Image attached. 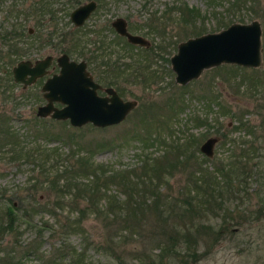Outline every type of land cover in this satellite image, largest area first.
Wrapping results in <instances>:
<instances>
[{"label": "rangeland", "instance_id": "374dc122", "mask_svg": "<svg viewBox=\"0 0 264 264\" xmlns=\"http://www.w3.org/2000/svg\"><path fill=\"white\" fill-rule=\"evenodd\" d=\"M10 1L0 0V20ZM16 1L18 7L22 3L23 11L30 0ZM82 1L53 0L56 11L51 26L55 23L60 30L77 33L90 29L81 36L86 55L100 53L97 45L103 35L104 43L114 36L107 27L117 15L125 18L130 31L149 40V50L136 46L125 51L121 43H111L113 52L110 60L107 56L108 63L100 65L101 58L86 63L96 81L118 87L123 98L136 99L137 103L123 120L103 127L86 123L82 128L73 129L67 120L61 123L48 120V116H37L36 106L44 102L40 81L21 87L11 79L10 67L18 58L41 57L46 53L57 55L64 51L59 47H67L69 42H60L58 37L48 41L50 23L46 20L35 28L33 18L26 19L23 14L17 17L24 28L32 27L33 33L25 34L18 42L20 50L24 51L20 57H12L10 62L6 57L0 59V113L5 115L24 149L38 144L56 147L57 152L44 158L42 154L21 152L22 157H18L6 151L8 146L2 145L0 138V214L6 203L19 207L22 204L25 208L38 206L31 216H25L28 223L17 220L12 231L0 235V264L7 260L6 255L21 264H139L150 257L148 260H157L163 253L165 239L177 234L176 231L179 232L176 249L185 262L179 261L180 256H170L164 258V264H264V0H101V6L95 8L81 29H76L68 14ZM183 6L196 11L184 22L181 18L187 17V10ZM165 8L168 12H164ZM252 18L257 19L261 27L262 62L259 66L221 63L203 69L198 77L185 84L174 81L168 56L175 51L178 41L218 30L232 21L247 22ZM68 54L73 59L82 58L77 51L70 50ZM115 64L118 69L114 68ZM137 70L141 71L138 75L147 76L143 82L137 78L133 83ZM143 121L152 122L151 130L166 140L162 144L142 146L136 139L129 140L135 130L150 128ZM42 129L48 134H37L36 131ZM69 129L80 134L77 148L73 141L65 143L59 137L50 136ZM190 134L196 138L185 152L194 148L196 157L192 155L183 166L173 169L171 175L165 174L167 181H159V184L149 167L145 169L147 163L152 165L150 157L156 156L161 162L165 158L158 154L174 158V152L167 151L165 145L192 139ZM209 136L217 139L212 155L206 156L199 150V144ZM70 148L89 153L93 162L108 168L117 171L134 168V174L151 177L150 183L159 184L155 190L161 191L162 197H173L165 202L171 206L163 210L160 217L153 210L139 212L132 198L140 196L133 189L124 192L114 182H108L109 190L118 192L119 204L136 208L134 212L139 218L138 223L131 226L133 233L118 238L119 233L113 231L118 222L108 224L102 214L93 211H85L80 229H65L67 214L74 218L87 202L68 192H56L46 180L42 184L36 180L43 178L41 168L51 166L54 161L62 168L64 161L59 159ZM145 158L149 161L141 168V160ZM192 158L196 161L191 164ZM228 159L234 163L230 171L225 167ZM200 161L207 169L215 165L222 167L221 178L212 186L200 184L198 172H193ZM62 181L60 177L58 182ZM71 190L76 192L75 188ZM129 193L132 198L128 201ZM188 194L195 210L190 217L175 212L176 206L179 209L183 204L180 198H187ZM147 195L151 199L152 196ZM108 203L111 204L106 199L98 202L103 210ZM145 203L151 202L140 198L138 206ZM156 203L163 205L164 202ZM127 210L122 209L120 213L130 211ZM223 220L225 223L221 224ZM205 225L209 232L200 231ZM37 227H40L38 232ZM219 228L221 230L215 234ZM62 242L71 250H57ZM192 252L198 255L194 260L189 257ZM52 256L55 259L49 261Z\"/></svg>", "mask_w": 264, "mask_h": 264}, {"label": "trees", "instance_id": "16d2710c", "mask_svg": "<svg viewBox=\"0 0 264 264\" xmlns=\"http://www.w3.org/2000/svg\"><path fill=\"white\" fill-rule=\"evenodd\" d=\"M19 6L20 7L16 6V8H14L15 10L14 15L16 16V18L21 16V14L25 13L26 11V10L22 11V7H21L22 3H19ZM183 7H181V9ZM186 10H187V14L186 13L185 14L187 17L181 18L183 22L185 18H190L196 13V11L191 8H186ZM164 12H168V11L166 10ZM25 34H27L26 29L24 28L23 24L19 20L16 26V35L18 38L17 42H20L21 39L23 40V36ZM4 36L5 35H3V38ZM7 40H9V37H7ZM22 52L24 51H21L20 47L17 46L15 57H17L18 55L20 57ZM140 73L141 71L137 70L135 73V76H138V74ZM137 78L138 77H136L133 83H136ZM138 81H141V80L138 78ZM48 120L52 121L56 119L49 118ZM59 121L63 123V120H59ZM143 123L146 124L145 125L146 127H150V128L146 131L135 130L128 138L129 140L136 139L141 142V146L145 144H151V145L152 144L156 145L158 143L162 144V141L166 140L164 136L151 130L152 122L143 121ZM239 123H240V120H239ZM82 126H79V127L72 126V127L73 129H79V128H82ZM44 131L46 132V134ZM36 132L37 134H42V135L48 134V132L44 129H42V131H36ZM143 132H146V133H143ZM146 134L147 136L152 135L153 138H147ZM50 136L59 137L65 143L73 141L75 144V148L79 147L78 140L80 141V139H78V137L80 136V134H77L72 129L65 130V132L61 134L59 132L56 133V135L51 134ZM189 136H192V135L190 134ZM192 137H193L192 139L186 138L184 142H181V143L175 140L174 145H171V144L165 145V147L167 146V149H166L167 151L174 152V155H173L174 158L170 159L165 154H162L161 156L160 154H158L159 157L163 156V158H165L164 161L161 162V159H157L156 156L155 157L149 156L150 161H151L150 163L152 165H149L148 163L146 164V162L149 161L146 159L149 157H146L145 159L141 160V165H140L141 168H144L143 164H146L145 169L147 168V166L149 167V170H151V172L153 173V176L155 177L158 183L159 181H167V178L165 176L171 175L173 169H175L178 166H183L185 161L189 160L188 158H190L192 155L196 157L194 154V148H192L188 152H185L189 148L192 141H194V138H196L194 136ZM0 138L2 141V145L8 146L6 151L10 152L11 155H15L18 157H22L20 154L21 152L23 153L26 152V155L32 154L34 156H38L39 154H42L43 158L47 155L51 157L50 155H52V153L57 152L56 147H41L38 144L32 145L31 147H26L28 149H24L25 147H23V145L20 144V141L17 135L15 134L13 130H11L10 126L8 125V121L5 115L1 113H0ZM61 159L64 161L63 163H61L62 168L58 167V165L54 161L51 164V166L46 167V168L45 167L41 168L39 172L43 174V178L40 180H36V181H38L39 184H42V182L46 180L49 183V187L52 188L53 190L55 189L56 192L58 191H60L61 193L68 192L70 194H74V197L80 198L84 200L85 202H87V204L83 205L82 207L78 209L79 212L77 215L74 216V218L69 217V215L67 214L66 216L67 218L64 224V226L66 227L65 229H69V230L80 229V227L82 226L81 222H82L83 216H85V211H93V212H97V214H102V219L106 220L108 224H114L118 222V224L113 227V231L116 230L115 233H119V234H116L118 238L120 236L124 238L123 235H125L126 233L128 235H131L133 233L132 232L133 228L131 229V226L133 227L134 225L138 223L137 221L139 218L138 213L134 212L136 208L139 212L143 210H148V211L153 210L155 211V214L160 217L161 215H163L162 211L166 210L167 208L171 206V205H165V202L168 203L169 201L173 200V197L168 196V195H163L162 197V192L161 191L157 192L155 190V187L159 185L160 183L155 186L154 184L150 183L151 177L148 176L146 178H143L141 177L140 173L134 174L135 172L134 168L117 171L111 167L108 168L101 163L93 162L91 159V155H89V153H86V152L79 153L77 149H74V148L68 149L64 153V155L60 157L59 160ZM195 161L196 159L192 158L190 163L192 164ZM202 164L203 162L201 161L196 163V167L193 169V172H198L197 176H198V181L200 182V184H206V185L209 184L212 186L214 181L218 182V180H216L217 178H221L220 172H222V167L221 165H215L213 168L207 169L206 165L202 166ZM225 167L227 168L228 171H230L232 167H234V163H232L228 159V163L226 164ZM164 171L166 173H163ZM228 171H226L227 174H228ZM60 177L63 180L61 183L58 182V179ZM194 179H195V175H194ZM108 182H114L119 188L123 189L124 192L127 191L128 189H130L129 191H132L133 189L135 194L137 193V196L139 195L140 197L132 198L131 193H129L128 196H126L127 197L126 199L129 201L130 198H132V200L136 201L137 202L136 208L135 207L129 208L128 206H124L125 204H119L117 200L119 198L118 192L112 191V190L110 191L108 186L106 185ZM219 183H220V180H219ZM221 183L219 185H221ZM33 185H36V184L33 183ZM34 187L36 186H32V188ZM71 188L72 189L75 188L76 192L74 191L72 192ZM144 191H147V192L145 193ZM145 194H148L147 196L151 195L152 196L151 199L146 197ZM140 198L142 201H145V199H148V201H150L151 203H145L144 205L138 206ZM102 199H106L109 202H111V204L108 203V205L104 206V210H103V207H101L98 204L99 200H102ZM180 199L183 204L180 205L179 209L176 206L175 212L177 214L181 213V215L189 216V217L190 215H193L194 214L193 212L195 210H194V206L190 203L192 200L189 198V194L187 198L183 197ZM161 200H163L164 202L163 205H158L156 202L161 201ZM22 206H23L22 204H20V207H19V205L15 206L12 203L8 205L6 203L4 208L2 207L3 211H1V214H0V235L4 232L12 231L15 228V223L17 220L21 219L24 222L28 223V220H25L26 219L25 216L26 215L31 216V214L37 211V208H38V206H32V205H30L29 208H25L26 206L25 207H22ZM128 208L130 209V211ZM159 208H161V210H159ZM122 209H126V210L128 209L127 211L129 212L120 213ZM223 214H226V212H224ZM224 223H225V220H223L221 224H224ZM202 227L204 228H202L200 231L204 233L206 231L209 232V228L207 227V225L202 226ZM39 229L40 227H37V232L39 231ZM220 230H221L220 228L216 230L215 234H218ZM162 232H165V231H162ZM176 233L177 234L173 233L172 235L167 237V239H165L164 244L162 246L163 253L157 256L158 257L157 260H154V259L148 260L151 258L150 257V258H147L146 260H141L139 264H164L163 263L164 258H168L170 256L174 258L179 257L180 255L176 249V239L178 237L179 232L176 231ZM169 238L171 239L169 240ZM60 245H59L60 246L59 248L56 247V249L59 251L60 250H67V251L71 250V249H68L69 248L68 244H64L62 242ZM6 254H8V252H6ZM23 254H25V252ZM60 256L61 254L58 255L59 258ZM197 256L198 255L196 254V252H192L189 257L191 260H194L197 258ZM6 258L7 260L3 262L4 264L5 263L6 264H21L18 259L13 260L9 255H6ZM54 259L55 257L52 256L48 260L53 261ZM179 261L185 262L184 259L181 258V256L179 257ZM130 264H133V263H130Z\"/></svg>", "mask_w": 264, "mask_h": 264}, {"label": "water", "instance_id": "95a60500", "mask_svg": "<svg viewBox=\"0 0 264 264\" xmlns=\"http://www.w3.org/2000/svg\"><path fill=\"white\" fill-rule=\"evenodd\" d=\"M93 6L90 1L72 9L69 17L73 24L81 23ZM112 25L128 41L148 44L141 35L128 32L121 18H115ZM260 35V23L252 18L247 22L232 21L218 30L178 41L175 52L169 57L174 81L185 84L198 77L203 69L221 63L259 66L262 62ZM50 60V55L35 59L33 64L29 59L17 60L11 67L13 80L25 86L45 72ZM56 64L58 71L46 77L41 85L45 101L36 107L35 114L39 117L67 120L75 127L86 123L103 127L123 120L137 103L135 99H123L111 86L104 87L105 94H98L96 90L101 86L92 78L83 60L69 59L66 53H61L56 57ZM55 102L60 105H55ZM216 139L215 136L205 138L199 144V150L211 156Z\"/></svg>", "mask_w": 264, "mask_h": 264}, {"label": "flooded vegetation", "instance_id": "af4514ba", "mask_svg": "<svg viewBox=\"0 0 264 264\" xmlns=\"http://www.w3.org/2000/svg\"><path fill=\"white\" fill-rule=\"evenodd\" d=\"M93 2L94 3V6L93 8L90 10V12L88 13V15L83 19V21L79 24H73V22L71 21L70 17H69V14H68V17H69V20L71 21L72 25L74 27H76V29H81V26L84 24V22L87 21V19L92 15V13L94 12L95 8L98 6L100 7L101 6V3L102 1L101 0H84L82 1L81 3L77 4L76 6H74L72 9H74L75 7L79 6V5H83L87 2ZM53 0H30L29 2H27L28 4V7L25 11V13H22L23 16L26 17V19L28 18H33V22H34V25H35V28H38L39 26H41V24L43 23L44 20H46L48 22V24L50 23V28L47 30V34H46V37H47V40L48 41H52L53 37L56 38L58 37V40L60 42L62 41H68L69 42V45H67V47H59L61 49H63L64 51H61L59 54L61 53H66L68 58L69 59H73V58H70L69 54L70 53V50H73V51H77L78 54L80 55V57L82 58H79V59H74L76 61H79V60H83L85 62V67L87 69V65L86 63L88 62H92L93 60L97 59V58H101L100 59V65H103L108 63L109 61H106L107 59V56H108V60H110L112 57H111V53L113 52L112 50V44H119L121 43V47L127 51L128 49H132L133 47H136V46H142L144 47L145 49L144 50H149L150 49V46H149V40H148V44L147 45H139V44H136V43H132L130 41H128L126 39V37L124 35H121L119 34L115 29H114V26L112 25V21L115 19V18H121L124 22H125V28L128 32L130 33H135V32H132L129 30L128 26H127V22L125 20V18H123L122 16L120 15H117V16H114L111 20H110V23H109V26L107 27L108 29L112 30V32H114V36L111 37L108 41L106 40V43H104V37L105 35H103V37H101L98 41H99V44L97 45V49L99 50L100 53H95V54H90V55H86V53L84 52L83 50V47H82V44L84 43L81 36L82 34L85 35L86 34V31L87 30H90V29H86L85 31H82V32H70V31H63V30H60L57 26H55V23H53V27L51 26V19L54 18V14H55V11H56V8L53 7ZM16 6H18V1L16 0H11L10 3L8 4L7 8H5L6 10L4 11V16H3V20H0V59L2 60L3 57H6L8 58V61L12 60V57H15L16 56V49H17V44H18V38H17V35H16V26H17V23L18 21L16 20V16L14 15L15 13V10L14 8H16ZM71 9V10H72ZM70 10V11H71ZM166 10V8H165ZM69 11V13H70ZM22 16V17H23ZM9 19V20H8ZM30 20V19H29ZM4 21V23H3ZM105 27V26H104ZM156 27L161 28L162 29V26H157ZM26 29V33L27 34H31L33 33V28L32 27H27L25 28ZM92 30V29H91ZM94 31H96L98 33V30L97 29H93ZM101 31V29H99ZM8 32V33H7ZM135 34H138V33H135ZM201 34V33H200ZM3 35L4 38H3ZM140 35V34H138ZM198 35V34H197ZM29 38L31 37V35H28ZM69 36V37H67ZM195 36V35H193ZM7 37H9V40H7ZM190 37V36H189ZM187 38V37H186ZM183 40V39H182ZM112 43V44H111ZM177 45V43H176ZM176 47V46H175ZM176 50V49H175ZM72 52V51H71ZM175 52V51H174ZM52 55L50 53H46L44 54L43 56L45 55H50L51 56V60L49 62V64L45 67V72L43 74H41L40 76H36L34 77V79L27 83L25 86L22 85L21 82H18V81H15L13 80L12 78V74H11V79L15 82H18L21 84V87H26L28 85H33L35 84L37 81H40V86H39V90H40V93H41V96H42V90H41V85L44 81V79L48 76H50L52 73L54 72H57L58 71V65L56 64V57L59 55ZM172 54V53H171ZM170 54V55H171ZM170 55L168 56V61H169V57ZM41 56V57H43ZM41 57H34V58H24V59H29L32 64L34 63V60L37 59V58H41ZM104 57V58H103ZM111 57V58H110ZM84 58V59H83ZM103 58V59H102ZM117 58V57H116ZM19 59H22V58H18L17 60ZM118 59V58H117ZM16 60V61H17ZM9 61V62H10ZM16 63V62H15ZM14 63V64H15ZM118 63V61H117ZM120 63V62H119ZM123 64H127V63H123ZM99 65V64H98ZM119 65V64H118ZM120 66V65H119ZM12 67V66H11ZM11 67H10V72H11ZM53 67H56L55 70L51 71V68ZM114 68H117V65L115 64L114 65ZM88 70V69H87ZM88 72L90 73V71L88 70ZM91 74V73H90ZM116 74V73H114ZM92 76V74H91ZM147 76V75H146ZM146 76L144 75H138V76H135V77H138L141 82H143L145 79H146ZM93 78V76H92ZM94 79V78H93ZM42 80V81H41ZM95 80V79H94ZM96 81V80H95ZM98 82V81H96ZM100 84V88H98L96 90V92L100 95H103L105 94L104 92V87H107V86H111L109 84L107 85H102L100 82H98ZM113 89H115V91L118 93L119 96H121L122 94V91L118 88V87H113L111 86ZM121 92V93H120ZM122 97V96H121ZM43 98V97H42ZM123 98V97H122ZM44 99V98H43ZM125 99V98H123ZM131 99V98H130ZM136 100V99H135ZM45 101V100H44ZM137 102V100H136ZM42 104V103H41ZM55 105H60L59 103H54ZM40 105V104H38ZM37 105V106H38ZM36 106V107H37ZM134 108V107H133ZM132 108V109H133Z\"/></svg>", "mask_w": 264, "mask_h": 264}]
</instances>
